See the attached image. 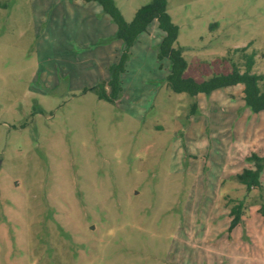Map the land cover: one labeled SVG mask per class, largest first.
Wrapping results in <instances>:
<instances>
[{"label": "rangeland", "instance_id": "rangeland-1", "mask_svg": "<svg viewBox=\"0 0 264 264\" xmlns=\"http://www.w3.org/2000/svg\"><path fill=\"white\" fill-rule=\"evenodd\" d=\"M150 1L114 3L130 23ZM166 1L185 77L242 69L249 53L264 72V0ZM85 3L0 0V264H264V190L247 192L234 174L250 142L237 128L264 131V111L252 113L240 85L170 90L150 24L118 98L98 99L90 89L108 82L124 46L105 59L108 27L101 16L92 29L78 23Z\"/></svg>", "mask_w": 264, "mask_h": 264}, {"label": "trees", "instance_id": "trees-1", "mask_svg": "<svg viewBox=\"0 0 264 264\" xmlns=\"http://www.w3.org/2000/svg\"><path fill=\"white\" fill-rule=\"evenodd\" d=\"M74 1V0H69ZM83 2L98 3L101 10L112 20L116 27V38L122 40L124 51H122L119 61L109 67L110 79L107 83L101 82L90 89L98 99L105 102H114L120 92L119 75L123 71L125 62L128 60L129 49L136 42L138 36L146 31V28L153 21L157 22V28L163 34V38L158 43L157 57L160 61L168 59L169 74L166 77V84L170 90L178 94H187L197 97L200 94H210L229 86H242L244 103L252 113L257 114L264 111V72H253L255 55L253 53L244 54V64L242 69L234 64L231 70L224 74H214L209 79L197 82L192 78L184 76L186 61L182 56L183 49L177 45L178 27L168 15L166 0H151L149 4L139 7L130 23L125 22L122 14L116 8L114 0H82ZM243 51V48H241ZM105 88H108L106 92ZM253 165V168H246L235 176V180L246 188L247 192L252 190H264L259 176L264 169V153L262 156L250 154L245 158ZM260 214L264 218V197L260 204ZM243 213V203L238 202L229 212L230 230L241 224Z\"/></svg>", "mask_w": 264, "mask_h": 264}, {"label": "crops", "instance_id": "crops-1", "mask_svg": "<svg viewBox=\"0 0 264 264\" xmlns=\"http://www.w3.org/2000/svg\"><path fill=\"white\" fill-rule=\"evenodd\" d=\"M76 2H83V1L82 0H76ZM80 7H83V8L86 7L83 10V12L81 13V15L84 14L83 17H84L85 21L84 22H82V21L78 22L81 25L83 23H86L87 27L92 29L93 28L92 26H94V25L97 26V24H98L97 18H99V16H101V21H104L105 25L108 27V35L107 36H105V35L99 36V38H101L100 39L101 43L99 42L97 48L102 50L103 56H105V57L109 56L110 54L113 55V60H110V61H114L115 59H117V57H116L117 56V52L122 50L123 44L121 43L122 41H120L119 39L116 38V27H115L114 24L113 25L111 24V19L109 18L110 21H108V19H107L108 16L101 10L100 6H94L91 3H87L86 2L84 5H80ZM87 20H90V21L87 22ZM156 24H157V22L155 21V22H153V23H151L149 25L150 28H152L151 32L153 33L154 38H155V40H153V39L152 40H148L150 42L151 46L153 47V50L157 49L158 43H160V41L163 38V34L157 28ZM109 39H110V41L111 40L112 41L109 44L105 45L106 41H109ZM106 53H107V55H104ZM105 59H108V58L106 57ZM106 64L108 65V62ZM245 111H249V110L245 108ZM251 117L252 116H250V114L247 116V118H249V119H251ZM244 127L245 126H238L237 132L239 134H244L245 132L250 134V142L248 143L249 139H245V140H243V142H241L242 146H241V150L239 152V161L242 164V168L237 170V172L234 173V174H239L243 169H246V168H250V169L253 168L252 164H250L249 162H247L245 160V158L248 157L250 154H254V153L263 154L264 153V131L261 130L260 128H258L257 125L252 127V128L249 127V126H247L245 128ZM261 184H262V186L264 188V180H261ZM240 225L236 226L234 228V232L235 233H239V232H236V231H239L238 229H240ZM249 231H250V229L248 227L247 231H246L247 235H249ZM237 235L239 237V234H237ZM238 245L239 246L242 245V247L245 245L246 246V251L248 250L247 245L245 243L240 241L238 243Z\"/></svg>", "mask_w": 264, "mask_h": 264}]
</instances>
